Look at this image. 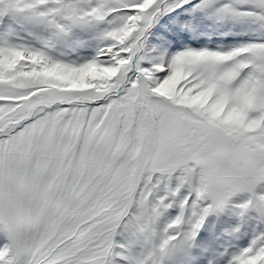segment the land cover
I'll list each match as a JSON object with an SVG mask.
<instances>
[{"label":"snow or ice","instance_id":"6c2138e0","mask_svg":"<svg viewBox=\"0 0 264 264\" xmlns=\"http://www.w3.org/2000/svg\"><path fill=\"white\" fill-rule=\"evenodd\" d=\"M203 2L212 8V0ZM243 3L255 11L240 15L264 21V0ZM172 6L0 0V16L27 13L56 36L102 26L106 41L94 58L73 64L53 58L47 46L0 37V225L7 241L0 264H162L237 193H251L242 210L264 215V194L255 191L264 182V42L189 48L144 67V37ZM234 111L239 121L230 119ZM176 173L180 183L170 195L188 185L195 199H185L157 240L161 209L171 205L153 194ZM122 228L136 236L138 258L114 252ZM227 264H264V232Z\"/></svg>","mask_w":264,"mask_h":264},{"label":"rangeland","instance_id":"374dc122","mask_svg":"<svg viewBox=\"0 0 264 264\" xmlns=\"http://www.w3.org/2000/svg\"><path fill=\"white\" fill-rule=\"evenodd\" d=\"M216 4V14L197 23L193 21L195 28L182 30L175 41L164 47L161 57L153 64L167 63L177 53L189 48L229 51L243 46L244 43L248 44V39L250 43L264 42V21L254 16L239 14L255 11L250 5L243 3V0H216ZM224 6H229L231 12H222ZM200 10L202 12L201 8ZM101 28L103 27L79 26L66 34L56 36L53 30L38 23L27 13L10 11L0 16V37L36 49H44L47 46L53 58L73 64L94 58L105 46L100 44L98 39ZM163 29L164 22L158 23L154 40L159 39ZM240 42L242 45L238 46ZM178 175L179 173H176L170 180H163L153 194V201L159 197H167L165 203L171 205L161 209V215L155 225L157 240L167 225L179 215L180 205L185 199H195V193L188 185L181 187L174 196L170 195L180 183ZM255 191L258 195L264 194V182L258 185ZM250 198L251 193L248 192L232 196L222 209L210 213L205 218L189 246L162 257V264H227L230 257L247 247L256 234L264 232V215L252 207L246 211L239 207ZM189 228L190 225L186 223L184 230ZM114 240V252L118 256L138 258L139 243L130 230L120 229ZM6 242L3 226L0 225V246ZM117 264H129V261L118 259Z\"/></svg>","mask_w":264,"mask_h":264},{"label":"trees","instance_id":"16d2710c","mask_svg":"<svg viewBox=\"0 0 264 264\" xmlns=\"http://www.w3.org/2000/svg\"><path fill=\"white\" fill-rule=\"evenodd\" d=\"M172 4L173 6L169 11L157 17L144 37V46L139 54L144 67H148L158 60L166 44L175 41L182 30H193L195 28L193 21L197 23L217 12L216 0H212L211 9L205 5L203 0H187V2L185 0H172ZM188 10L191 11L192 15L188 14ZM160 22H164V29L159 34V39L154 40L155 27ZM98 39L100 44H106L103 38V28L99 29Z\"/></svg>","mask_w":264,"mask_h":264},{"label":"clouds","instance_id":"9594fccd","mask_svg":"<svg viewBox=\"0 0 264 264\" xmlns=\"http://www.w3.org/2000/svg\"><path fill=\"white\" fill-rule=\"evenodd\" d=\"M91 74L92 75H97L98 73L93 71ZM99 74L100 75H104V76L110 75V73H99ZM72 82L75 83V84L81 83V81L79 79H73ZM201 103H207V97L201 98ZM230 119L233 120V121H239L240 120V114L238 112L234 111L231 114Z\"/></svg>","mask_w":264,"mask_h":264},{"label":"crops","instance_id":"0c3cea01","mask_svg":"<svg viewBox=\"0 0 264 264\" xmlns=\"http://www.w3.org/2000/svg\"><path fill=\"white\" fill-rule=\"evenodd\" d=\"M246 41H248V42L250 43V40H249V39L246 40ZM246 41H245V42H246ZM243 42H244V41H243ZM243 42H242V43H243ZM167 44H168V43H167ZM167 44H166V45H167ZM169 44H170V43H169ZM245 44H246V43H244V45H245ZM240 45H242L241 42L238 44V46H240Z\"/></svg>","mask_w":264,"mask_h":264}]
</instances>
